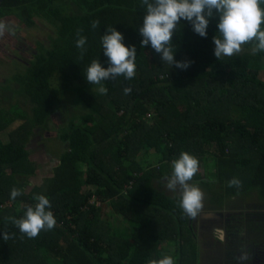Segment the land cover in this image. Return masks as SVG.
<instances>
[{"label":"trees","instance_id":"trees-1","mask_svg":"<svg viewBox=\"0 0 264 264\" xmlns=\"http://www.w3.org/2000/svg\"><path fill=\"white\" fill-rule=\"evenodd\" d=\"M62 2L3 0L0 6V22L15 19L18 32L39 17L56 33L15 77L19 93L30 99L31 116L0 107V264H150L172 257L165 253L170 248L178 249L174 264H195L190 217L180 197L161 186L172 161L187 152L199 169L204 164L227 184L229 197L251 192L264 200V51H251L253 41L243 45L246 51L217 60L218 16L210 19L206 38L182 20L171 46L176 61H191L181 70L161 61L150 45L141 46L142 0H78V12L67 15ZM109 27L123 34L126 46H136L135 76L103 81L106 94L73 87L86 82L93 60L107 67L101 36ZM78 32L87 38L83 53L76 47ZM66 90L76 92L88 112L61 135L67 150L45 189L31 188L40 164L30 161L28 144L36 129L48 130ZM233 178L239 186H228ZM190 183L209 184L199 170ZM13 188L22 193L14 200ZM38 194L49 199L56 225L29 238L13 221L35 206ZM244 211L234 215L240 219L232 226L237 236H252L251 250L264 244V206Z\"/></svg>","mask_w":264,"mask_h":264},{"label":"clouds","instance_id":"clouds-1","mask_svg":"<svg viewBox=\"0 0 264 264\" xmlns=\"http://www.w3.org/2000/svg\"><path fill=\"white\" fill-rule=\"evenodd\" d=\"M264 0H142L146 7L142 26L138 28L142 36L141 46L151 47L155 53L160 54L161 61L167 62L171 67L186 70L191 61H176L172 51V37L182 20L191 24L194 33L200 37H207V28L210 19L218 16L217 33L213 37L214 56L231 57L242 50L244 44L255 41L254 52L264 51V8L260 4ZM99 22L93 21L92 27H98ZM5 25L0 23V35L4 34ZM76 47L84 51L87 38L77 33ZM124 36L114 27H109L101 36V45L104 56L107 57V67L101 65L99 60H93L86 69V81L89 84L100 85L98 91L106 94L107 89L103 81L115 80L123 76L132 79L135 76L136 46H126ZM130 87L124 88V93L130 94ZM172 173L168 178L167 188L180 189V208L188 215L195 217L202 207L204 193L199 187L189 183L199 170V161L187 152H182L178 159L171 163ZM239 186L240 181L233 178L228 186ZM19 189L13 188L11 199L21 195ZM35 206H29L20 219L13 221L19 231L29 238H35L41 230H51L56 225L49 199L44 195H36ZM222 233V229H216ZM3 239H9L5 233ZM246 259V257H240ZM150 264H174L171 256H165Z\"/></svg>","mask_w":264,"mask_h":264},{"label":"rangeland","instance_id":"rangeland-1","mask_svg":"<svg viewBox=\"0 0 264 264\" xmlns=\"http://www.w3.org/2000/svg\"><path fill=\"white\" fill-rule=\"evenodd\" d=\"M55 4L59 5L58 3ZM62 5L65 6V10L63 9V11L64 14L67 15L78 12V5L80 6V3L78 0H63ZM11 15L17 18L14 12L11 13ZM0 23L5 25L4 34L0 35V107L3 109L7 108L8 110L6 111L12 110L16 113L25 114V116H31L32 105L29 102L30 99L24 93H19L22 90L18 86V83H16L17 81L15 80V77L26 72V67L30 60L33 59L32 50L39 49L42 45L46 47L49 46V40L52 41L56 34L54 30L55 27L46 20L37 17L35 26L32 28L22 27L19 29V34H21L22 37L17 36L15 32H13V26L18 24L15 19L9 17L3 18ZM21 48H23L22 53L19 52V49ZM244 51H246V49L242 46L240 52L242 53ZM79 86L89 88L90 91H98L99 89V87L94 84H89L87 81L75 83L73 85V87ZM62 99L63 105H60L55 115L53 114L54 119L50 122L47 130V133H50L51 135L50 137H45L42 141V143L46 145V156H40L39 149L32 148L28 144L27 149L30 153V161L34 163H38L40 158L44 159V161L51 162L48 157L49 154L57 157L59 163V159L67 150V145L60 139L61 135L68 131L69 124L73 119L81 117L88 112L76 92L66 90L62 92ZM13 108L16 109L13 110ZM43 132L45 133V131L38 129L35 136L43 137ZM33 138L34 137H32V140H36V138ZM141 156H144V153H141ZM204 163L207 164L208 167H211L213 162L211 158L207 157ZM56 166L57 165L49 166L48 164L42 163L36 178L32 182L31 188L43 187V189H45V186L53 177ZM199 173L200 177L207 179L209 184H191L199 187L204 193L202 207H205V209L212 208L215 210L233 211L258 205L264 206V200L256 193L250 192V194L244 195L243 197L241 194L229 197L226 194L227 184H222L221 182H218L217 178L211 176L209 172L206 171L204 164L199 169ZM167 182L168 179L163 181L161 186L163 190L172 197H180V189H168L166 186ZM107 213L108 210L106 211V214ZM164 246L167 247L168 244H164Z\"/></svg>","mask_w":264,"mask_h":264},{"label":"flooded vegetation","instance_id":"flooded-vegetation-1","mask_svg":"<svg viewBox=\"0 0 264 264\" xmlns=\"http://www.w3.org/2000/svg\"><path fill=\"white\" fill-rule=\"evenodd\" d=\"M13 32L19 34L18 30L14 29ZM22 51L23 48L19 49V52L22 53ZM33 53L36 51L32 50ZM56 113L57 110L54 115ZM37 131L38 129L35 130L36 133ZM47 132H43V137L35 136L36 140L31 139L29 143L30 147L39 149L40 156H46L45 145L42 141L45 137H50L51 134ZM48 157L52 164H58L57 157L50 154ZM45 161L40 158L38 163L42 164ZM244 210L225 211L201 207L195 217L189 215L190 224L194 230L192 237L198 245V260L195 264H264V244H258L250 250L248 237L252 236H237V229L235 232V226H232V222L240 219L234 215L245 212ZM209 212H215L217 215L207 216ZM216 229H222V233H217ZM165 253L172 255L174 263L178 262V249L170 248L165 250ZM242 256L246 259H240Z\"/></svg>","mask_w":264,"mask_h":264},{"label":"water","instance_id":"water-1","mask_svg":"<svg viewBox=\"0 0 264 264\" xmlns=\"http://www.w3.org/2000/svg\"><path fill=\"white\" fill-rule=\"evenodd\" d=\"M3 0H0V6H1V3H2ZM207 216H215L217 215L215 212H209L206 214Z\"/></svg>","mask_w":264,"mask_h":264},{"label":"crops","instance_id":"crops-1","mask_svg":"<svg viewBox=\"0 0 264 264\" xmlns=\"http://www.w3.org/2000/svg\"><path fill=\"white\" fill-rule=\"evenodd\" d=\"M44 144V143H43ZM46 146V145H45ZM52 160V159H51ZM43 163H45V164H48V165H54V164H52L51 162H48V161H45V162H43ZM40 164V163H39ZM41 165V164H40Z\"/></svg>","mask_w":264,"mask_h":264},{"label":"built area","instance_id":"built-area-1","mask_svg":"<svg viewBox=\"0 0 264 264\" xmlns=\"http://www.w3.org/2000/svg\"><path fill=\"white\" fill-rule=\"evenodd\" d=\"M94 203H95V201L92 202V204H94Z\"/></svg>","mask_w":264,"mask_h":264}]
</instances>
